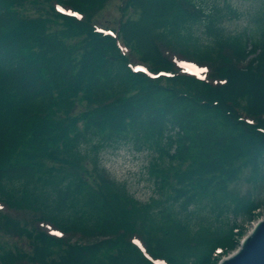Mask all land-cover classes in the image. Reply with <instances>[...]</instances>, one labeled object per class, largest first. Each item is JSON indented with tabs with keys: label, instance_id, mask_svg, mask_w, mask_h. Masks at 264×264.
I'll return each mask as SVG.
<instances>
[{
	"label": "trees",
	"instance_id": "16d2710c",
	"mask_svg": "<svg viewBox=\"0 0 264 264\" xmlns=\"http://www.w3.org/2000/svg\"><path fill=\"white\" fill-rule=\"evenodd\" d=\"M108 2L0 0V264H218L264 206L230 189L247 169L264 189V0L234 32L227 0H123L114 34ZM122 145L155 153L147 202L99 166Z\"/></svg>",
	"mask_w": 264,
	"mask_h": 264
},
{
	"label": "rangeland",
	"instance_id": "374dc122",
	"mask_svg": "<svg viewBox=\"0 0 264 264\" xmlns=\"http://www.w3.org/2000/svg\"><path fill=\"white\" fill-rule=\"evenodd\" d=\"M221 2L226 0H219ZM238 10L240 16H228L224 19V24L230 32L242 30L252 22V11L256 9L260 0H227ZM123 0H109L106 6L95 15V21L104 28H111L117 25L118 21L123 18L121 7ZM45 6L29 3L26 6V13L31 16L46 15ZM188 70L197 68L192 64L185 65ZM155 153L148 149L143 151H135L129 145H122L119 148L108 147L103 149L100 154L101 162L99 166L104 169L109 177L114 180L117 185H125L135 198L141 202H147L152 197L156 196V186L149 175V164L152 156ZM92 167V166H90ZM252 172L250 169L244 171L240 179L231 185L232 194L249 197L257 196V198L264 199V189L258 188L256 183L252 180ZM0 200V211L7 209L5 203ZM204 213V210L199 209L198 214ZM13 216L21 220L29 219L32 221L34 215L28 210H13ZM37 214V213H36ZM264 215V206L260 214ZM257 218V217H256ZM254 218V219H256ZM244 217L239 218L240 224H245L247 232L253 226V220H244ZM47 229H54L48 224H42ZM2 237V236H1ZM10 239L14 240L11 241ZM242 239V238H241ZM240 239V240H241ZM13 237H3L0 244L11 245L16 243Z\"/></svg>",
	"mask_w": 264,
	"mask_h": 264
},
{
	"label": "water",
	"instance_id": "95a60500",
	"mask_svg": "<svg viewBox=\"0 0 264 264\" xmlns=\"http://www.w3.org/2000/svg\"><path fill=\"white\" fill-rule=\"evenodd\" d=\"M219 264H264V218L245 236L240 247Z\"/></svg>",
	"mask_w": 264,
	"mask_h": 264
}]
</instances>
